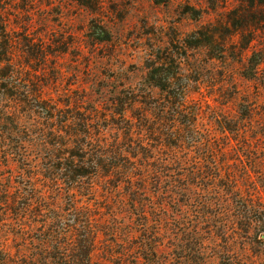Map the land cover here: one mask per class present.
Returning <instances> with one entry per match:
<instances>
[{
	"label": "trees",
	"instance_id": "1",
	"mask_svg": "<svg viewBox=\"0 0 264 264\" xmlns=\"http://www.w3.org/2000/svg\"><path fill=\"white\" fill-rule=\"evenodd\" d=\"M6 9L0 168L14 173L0 178V264H99V253L110 264H264V202L218 162L184 55L153 51L140 83L98 90L101 100L54 97L56 67L41 73L53 53L14 39ZM235 127L224 128L233 140Z\"/></svg>",
	"mask_w": 264,
	"mask_h": 264
},
{
	"label": "rangeland",
	"instance_id": "2",
	"mask_svg": "<svg viewBox=\"0 0 264 264\" xmlns=\"http://www.w3.org/2000/svg\"><path fill=\"white\" fill-rule=\"evenodd\" d=\"M0 4L7 8L3 16L14 39L27 33L34 44L45 43L46 51L53 53L41 73L52 77L56 67L57 85L49 89L54 97L82 90L88 100H101L100 94L109 87L140 83L144 61L153 51L165 55L173 48L184 55L183 68L193 80L192 100L199 106L198 123L218 150V162L225 163L224 171L236 173L244 194L253 193L264 202V0H0ZM14 52L22 56L17 44ZM254 52L263 60L247 77L258 59L250 61ZM230 125L240 131L237 140L224 130ZM12 172L14 168H0V178ZM9 245L15 251L11 241ZM95 261L110 264L100 253Z\"/></svg>",
	"mask_w": 264,
	"mask_h": 264
}]
</instances>
